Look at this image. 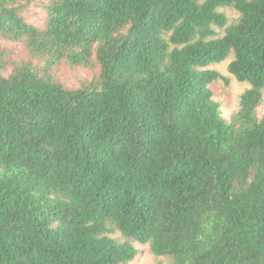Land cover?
I'll return each mask as SVG.
<instances>
[{
    "label": "trees",
    "instance_id": "trees-1",
    "mask_svg": "<svg viewBox=\"0 0 264 264\" xmlns=\"http://www.w3.org/2000/svg\"><path fill=\"white\" fill-rule=\"evenodd\" d=\"M33 1L0 0V264H264V0Z\"/></svg>",
    "mask_w": 264,
    "mask_h": 264
},
{
    "label": "rangeland",
    "instance_id": "rangeland-1",
    "mask_svg": "<svg viewBox=\"0 0 264 264\" xmlns=\"http://www.w3.org/2000/svg\"><path fill=\"white\" fill-rule=\"evenodd\" d=\"M46 5L47 0H34L24 12V17L27 22L35 26H42L46 15ZM218 12L225 17L226 25L223 28L213 27L216 34L215 38L222 37L225 29L235 23L239 18L237 11L233 8H220ZM5 48L14 60L25 57V52L20 46L8 44L5 45ZM232 59V56L229 55L223 62L207 67L208 70L217 72L220 76V78L215 82H212L208 88L212 94V100L219 105L221 117L225 121H229V119L238 111L240 96L245 90L249 89L248 84L237 82L228 72V65ZM87 77L88 75L85 72L79 70H70L64 67L61 71V80L67 86H76L80 81ZM257 114L259 117L264 115V91L262 95V103L257 109ZM111 237L119 239L120 242L123 241L117 233L111 235ZM131 245L137 250V254L128 264H170L168 259L152 255L148 244L141 245L132 242Z\"/></svg>",
    "mask_w": 264,
    "mask_h": 264
}]
</instances>
